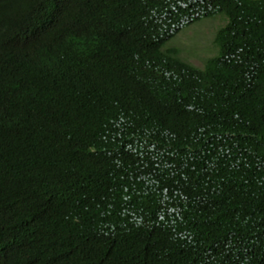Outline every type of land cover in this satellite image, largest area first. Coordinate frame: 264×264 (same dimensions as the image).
Listing matches in <instances>:
<instances>
[{"label":"trees","instance_id":"trees-1","mask_svg":"<svg viewBox=\"0 0 264 264\" xmlns=\"http://www.w3.org/2000/svg\"><path fill=\"white\" fill-rule=\"evenodd\" d=\"M0 264H264V0H0Z\"/></svg>","mask_w":264,"mask_h":264},{"label":"rangeland","instance_id":"rangeland-1","mask_svg":"<svg viewBox=\"0 0 264 264\" xmlns=\"http://www.w3.org/2000/svg\"><path fill=\"white\" fill-rule=\"evenodd\" d=\"M223 24L220 16L202 18L182 28L165 47L175 49L177 56L188 64L203 68L205 62L218 53L214 38Z\"/></svg>","mask_w":264,"mask_h":264},{"label":"built area","instance_id":"built-area-1","mask_svg":"<svg viewBox=\"0 0 264 264\" xmlns=\"http://www.w3.org/2000/svg\"><path fill=\"white\" fill-rule=\"evenodd\" d=\"M182 8H188L186 4H182ZM210 10V8H208ZM205 12L198 10L197 8L189 9V11L178 18L177 21L173 22L170 28L167 30L168 33H172L175 29H181L187 23H189L193 18L202 16Z\"/></svg>","mask_w":264,"mask_h":264},{"label":"crops","instance_id":"crops-1","mask_svg":"<svg viewBox=\"0 0 264 264\" xmlns=\"http://www.w3.org/2000/svg\"><path fill=\"white\" fill-rule=\"evenodd\" d=\"M214 18V17H213Z\"/></svg>","mask_w":264,"mask_h":264}]
</instances>
